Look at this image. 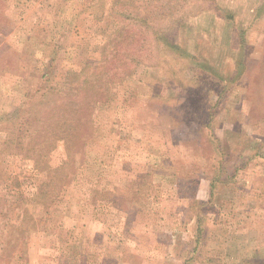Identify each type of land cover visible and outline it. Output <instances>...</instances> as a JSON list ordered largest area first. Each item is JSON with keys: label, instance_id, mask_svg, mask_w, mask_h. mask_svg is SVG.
<instances>
[{"label": "rangeland", "instance_id": "obj_1", "mask_svg": "<svg viewBox=\"0 0 264 264\" xmlns=\"http://www.w3.org/2000/svg\"><path fill=\"white\" fill-rule=\"evenodd\" d=\"M264 264V0H0V264Z\"/></svg>", "mask_w": 264, "mask_h": 264}, {"label": "trees", "instance_id": "obj_2", "mask_svg": "<svg viewBox=\"0 0 264 264\" xmlns=\"http://www.w3.org/2000/svg\"><path fill=\"white\" fill-rule=\"evenodd\" d=\"M260 258V256H257V259H256V261L254 262V264H258L259 262H258V259Z\"/></svg>", "mask_w": 264, "mask_h": 264}]
</instances>
